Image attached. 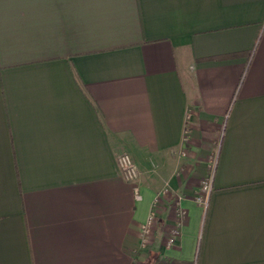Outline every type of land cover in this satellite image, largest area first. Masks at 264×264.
I'll return each mask as SVG.
<instances>
[{"label": "crops", "instance_id": "0c3cea01", "mask_svg": "<svg viewBox=\"0 0 264 264\" xmlns=\"http://www.w3.org/2000/svg\"><path fill=\"white\" fill-rule=\"evenodd\" d=\"M159 261L264 264V0H0V264Z\"/></svg>", "mask_w": 264, "mask_h": 264}, {"label": "built area", "instance_id": "2783aa9c", "mask_svg": "<svg viewBox=\"0 0 264 264\" xmlns=\"http://www.w3.org/2000/svg\"><path fill=\"white\" fill-rule=\"evenodd\" d=\"M116 162H117V166L119 169V172L122 176V178L129 183L134 184V196L136 197V199L140 198V192H139V187L137 184V181L139 179L140 176V170L137 166V164L134 162V160L132 159L131 155L126 152L123 151L121 153L118 154V156L116 157ZM201 189L202 191L205 193L204 197L201 196H197L195 198L196 203L202 205L203 207H206L208 205V194L210 193V191L212 190V182L210 180V178L204 179L201 183ZM184 214V211L179 210L178 212V217L179 219L182 218ZM156 217L155 212H150V215L146 221V223L142 226V241L145 242L147 239V236L149 235L152 225H153V221ZM177 225L178 228L181 225V220L177 221ZM179 229L174 228L171 230L168 238H167V244L168 245H172L174 244L176 238L178 237V232Z\"/></svg>", "mask_w": 264, "mask_h": 264}, {"label": "trees", "instance_id": "16d2710c", "mask_svg": "<svg viewBox=\"0 0 264 264\" xmlns=\"http://www.w3.org/2000/svg\"><path fill=\"white\" fill-rule=\"evenodd\" d=\"M156 264H161V262L159 261V262H156Z\"/></svg>", "mask_w": 264, "mask_h": 264}]
</instances>
